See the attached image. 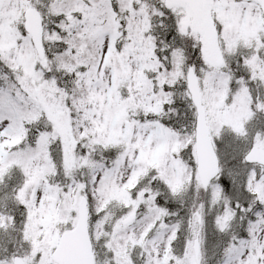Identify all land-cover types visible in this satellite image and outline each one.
<instances>
[{
  "label": "snow or ice",
  "instance_id": "1",
  "mask_svg": "<svg viewBox=\"0 0 264 264\" xmlns=\"http://www.w3.org/2000/svg\"><path fill=\"white\" fill-rule=\"evenodd\" d=\"M0 264H264V0H0Z\"/></svg>",
  "mask_w": 264,
  "mask_h": 264
}]
</instances>
